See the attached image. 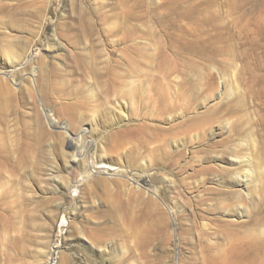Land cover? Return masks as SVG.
I'll return each mask as SVG.
<instances>
[{"label": "rangeland", "instance_id": "rangeland-1", "mask_svg": "<svg viewBox=\"0 0 264 264\" xmlns=\"http://www.w3.org/2000/svg\"><path fill=\"white\" fill-rule=\"evenodd\" d=\"M64 126L153 187L80 182ZM250 238L264 0H0V264H228Z\"/></svg>", "mask_w": 264, "mask_h": 264}, {"label": "bare ground", "instance_id": "bare-ground-1", "mask_svg": "<svg viewBox=\"0 0 264 264\" xmlns=\"http://www.w3.org/2000/svg\"><path fill=\"white\" fill-rule=\"evenodd\" d=\"M24 64H26V63H24ZM22 66H25V65H22ZM4 73H6V72H4ZM8 79H11V78H8ZM51 119H53V117ZM54 122H55V120L52 121V123H54ZM56 126H58V125H56ZM62 129L65 130V132H64L66 134L65 138H67L69 140L70 146H72V148H73V151H72L73 152V154H72L73 162L77 165L82 166V168H83V171L81 172V181L80 182H82V181L87 182L90 180V178L95 177V175L98 174L99 176L100 175H109L110 177L121 178V179H119V181L121 183L124 182L125 184L132 181L133 185H135L134 187L137 190L146 189L149 191L153 187L152 182H151L149 177H146L144 175L131 174L129 172V170L126 169L125 166H123L122 162H116V160L114 158H112V156H110V154L107 150H103L101 153L99 151L100 148H98L96 145H92L89 142H87V139H88L87 136L89 134L87 133L86 129L82 128V130H80V129H78V130L74 129L73 130L72 127H70V126H64V127H62ZM235 163L236 162H232L233 165ZM108 177H104V178L108 179ZM105 179H104V182H105ZM109 180L111 181L112 179L109 178ZM115 180H117V179H115ZM239 180H240V178H239ZM239 180L237 182H239ZM130 184H132V183H130ZM240 186H241V184H240ZM151 191H153V190H151ZM157 191H155V193ZM55 248L59 249L60 246L58 245ZM259 253H264V241H260L257 239H251L250 238L245 244L240 243L237 246H235L230 257L227 259L229 262L228 264H253V261L256 259L257 255ZM55 254H56V252L54 251L52 256H51L52 260H53V256ZM48 263H49V261H48Z\"/></svg>", "mask_w": 264, "mask_h": 264}]
</instances>
